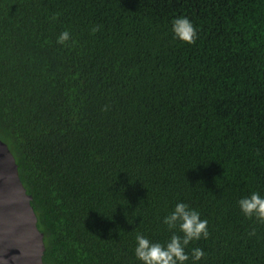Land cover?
I'll return each mask as SVG.
<instances>
[{"label":"trees","instance_id":"1","mask_svg":"<svg viewBox=\"0 0 264 264\" xmlns=\"http://www.w3.org/2000/svg\"><path fill=\"white\" fill-rule=\"evenodd\" d=\"M0 137L44 264H140L177 200L208 220L198 264H264L236 203L264 195V0H0Z\"/></svg>","mask_w":264,"mask_h":264},{"label":"clouds","instance_id":"2","mask_svg":"<svg viewBox=\"0 0 264 264\" xmlns=\"http://www.w3.org/2000/svg\"><path fill=\"white\" fill-rule=\"evenodd\" d=\"M55 19V16L52 17ZM171 33L174 40L193 44L198 38V31L192 20L186 15H178L171 20ZM99 26L94 25L93 33ZM71 40V33L65 29L56 37V43L66 45ZM244 217L264 224V195L251 191L236 201ZM163 225L169 232L166 240H153L144 232H136L134 255L140 264H198L205 256L201 247L189 245L209 235L208 220L201 212L183 200H177L171 210L163 216ZM255 229L249 235H254Z\"/></svg>","mask_w":264,"mask_h":264},{"label":"water","instance_id":"3","mask_svg":"<svg viewBox=\"0 0 264 264\" xmlns=\"http://www.w3.org/2000/svg\"><path fill=\"white\" fill-rule=\"evenodd\" d=\"M16 158L0 137V264H44V233Z\"/></svg>","mask_w":264,"mask_h":264}]
</instances>
